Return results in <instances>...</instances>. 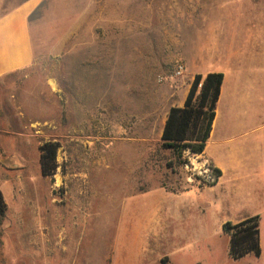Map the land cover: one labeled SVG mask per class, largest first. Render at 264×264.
Here are the masks:
<instances>
[{
	"label": "rangeland",
	"instance_id": "1",
	"mask_svg": "<svg viewBox=\"0 0 264 264\" xmlns=\"http://www.w3.org/2000/svg\"><path fill=\"white\" fill-rule=\"evenodd\" d=\"M30 2L34 62L0 75V264H257L229 257L206 184L161 149L193 82L171 56L185 0H0V20Z\"/></svg>",
	"mask_w": 264,
	"mask_h": 264
},
{
	"label": "crops",
	"instance_id": "2",
	"mask_svg": "<svg viewBox=\"0 0 264 264\" xmlns=\"http://www.w3.org/2000/svg\"><path fill=\"white\" fill-rule=\"evenodd\" d=\"M35 6L27 3L0 20L1 76L34 62L29 17ZM185 7L171 24L172 59L185 64L191 79L224 75L210 138L196 156L220 172L202 190L203 206L219 209L222 233L227 222L259 216L261 256L242 260L264 264V0H185Z\"/></svg>",
	"mask_w": 264,
	"mask_h": 264
},
{
	"label": "trees",
	"instance_id": "3",
	"mask_svg": "<svg viewBox=\"0 0 264 264\" xmlns=\"http://www.w3.org/2000/svg\"><path fill=\"white\" fill-rule=\"evenodd\" d=\"M224 75L210 73L206 77L195 76L183 107H172L167 115L161 135V149L171 152L172 165L189 163L187 154L198 156L204 153L216 117L217 104L221 95ZM60 144L46 141L40 147V168L45 178H53L58 169L57 161ZM186 157V158H185ZM185 158V160H184ZM220 176V172L216 171ZM6 204L0 192V216L6 213ZM223 232L229 237V257L239 261L247 256H261L260 217L248 218L238 224L227 222ZM169 264L168 259L162 261Z\"/></svg>",
	"mask_w": 264,
	"mask_h": 264
},
{
	"label": "built area",
	"instance_id": "4",
	"mask_svg": "<svg viewBox=\"0 0 264 264\" xmlns=\"http://www.w3.org/2000/svg\"><path fill=\"white\" fill-rule=\"evenodd\" d=\"M185 70V65L180 62L177 66L176 74L181 76ZM187 158L189 163L185 166L187 169L191 170V178L197 177L206 185H214L218 182L219 175L216 173V169L209 162L199 160L196 156L187 155ZM193 162H196L197 166H194Z\"/></svg>",
	"mask_w": 264,
	"mask_h": 264
}]
</instances>
